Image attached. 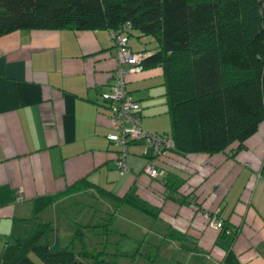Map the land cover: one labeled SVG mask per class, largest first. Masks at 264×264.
I'll return each instance as SVG.
<instances>
[{
    "label": "crops",
    "instance_id": "obj_1",
    "mask_svg": "<svg viewBox=\"0 0 264 264\" xmlns=\"http://www.w3.org/2000/svg\"><path fill=\"white\" fill-rule=\"evenodd\" d=\"M127 45L132 51L155 49L148 38L129 37ZM110 48L108 30L34 29L0 36V253L5 238L28 233L31 218L45 207L93 194L105 205L148 216L149 232L174 242L186 257L183 264H264V120L242 147L230 151L150 155L142 141H133L121 174L118 148L105 138L110 123L99 97L110 81ZM125 81L140 104L141 128L168 136L161 67L144 66ZM148 160L158 176L144 173ZM76 181L91 186L34 214L35 199ZM94 186L134 199L150 214L98 196ZM18 190L21 198L14 201ZM190 196L197 209L187 205ZM214 209L234 234L207 224L202 213Z\"/></svg>",
    "mask_w": 264,
    "mask_h": 264
},
{
    "label": "trees",
    "instance_id": "obj_2",
    "mask_svg": "<svg viewBox=\"0 0 264 264\" xmlns=\"http://www.w3.org/2000/svg\"><path fill=\"white\" fill-rule=\"evenodd\" d=\"M263 2L0 0V36L34 29L108 30L112 48L111 34L126 23L127 41L148 38L155 45L151 53L134 52L147 54L142 68L161 67L168 136L173 142L170 151H230L242 147L264 120ZM89 186L76 181L60 193L35 199L34 214L45 203ZM93 189L115 204L150 214L130 197ZM48 228V222H34L24 236L5 238L0 264H35L30 255L42 264H79L72 251L74 235L64 246L54 247L48 241ZM76 233L81 235L79 229ZM78 255L92 258L91 264H104L88 251Z\"/></svg>",
    "mask_w": 264,
    "mask_h": 264
},
{
    "label": "rangeland",
    "instance_id": "obj_3",
    "mask_svg": "<svg viewBox=\"0 0 264 264\" xmlns=\"http://www.w3.org/2000/svg\"><path fill=\"white\" fill-rule=\"evenodd\" d=\"M68 201L60 206L40 209L41 216H35L30 221L49 223L48 241L54 247L64 246L74 235L71 238L72 251L79 264L92 262V258L78 255L82 250L96 255L104 264L185 263L184 253L174 242L157 240L149 232L148 216L125 206L114 208L110 202L105 205V200L96 199L93 194ZM77 229L81 235L76 233ZM231 234L234 233L231 231ZM30 258L35 264H42L34 256L30 255Z\"/></svg>",
    "mask_w": 264,
    "mask_h": 264
},
{
    "label": "built area",
    "instance_id": "obj_4",
    "mask_svg": "<svg viewBox=\"0 0 264 264\" xmlns=\"http://www.w3.org/2000/svg\"><path fill=\"white\" fill-rule=\"evenodd\" d=\"M264 8V2L262 3ZM126 28L127 24L124 25ZM124 28L116 31L112 36V48L110 57L113 61V67L110 71V81L106 90L99 97L105 104L108 111V120L110 131L105 134V138L117 146L115 165L119 173L127 171L125 157L127 146L133 141L143 142V153L149 151L150 155H164L173 149L171 138L165 134L145 131L141 128L140 122V104L135 100L125 87V79L129 74L140 72L142 69L141 60L147 55L142 52L131 51L127 46L128 35L124 34ZM143 171L150 177L158 175L152 161L148 160ZM21 198V191L15 194L14 201ZM187 205L194 209L195 199L190 196L186 201ZM218 210L214 209L210 213L203 212V217L207 224L220 234L229 235L231 229L227 227L221 218L218 217Z\"/></svg>",
    "mask_w": 264,
    "mask_h": 264
}]
</instances>
